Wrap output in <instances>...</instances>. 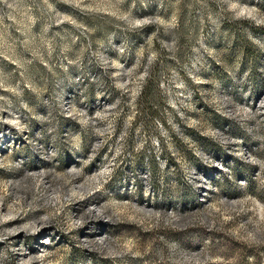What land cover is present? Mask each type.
<instances>
[{
	"label": "rangeland",
	"instance_id": "374dc122",
	"mask_svg": "<svg viewBox=\"0 0 264 264\" xmlns=\"http://www.w3.org/2000/svg\"><path fill=\"white\" fill-rule=\"evenodd\" d=\"M0 264H264V0H0Z\"/></svg>",
	"mask_w": 264,
	"mask_h": 264
}]
</instances>
